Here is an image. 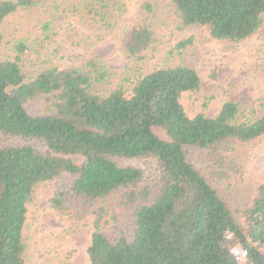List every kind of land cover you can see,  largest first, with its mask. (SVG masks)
<instances>
[{"label": "trees", "instance_id": "trees-1", "mask_svg": "<svg viewBox=\"0 0 264 264\" xmlns=\"http://www.w3.org/2000/svg\"><path fill=\"white\" fill-rule=\"evenodd\" d=\"M38 1L0 0V43L5 18ZM106 13L101 26L125 59L139 63L153 49L159 19L176 29L207 26L211 38L238 43L261 27L264 0H136L125 20ZM87 66H49L26 78L19 55L0 60V264H24L33 190L62 174L72 179L50 207L93 216L89 264H264V182L237 217L216 170L231 143L264 136V113L238 121L239 104L225 101L214 116H188L180 97L200 78L185 64L155 68L128 93L118 85L106 94L92 92L106 74Z\"/></svg>", "mask_w": 264, "mask_h": 264}, {"label": "rangeland", "instance_id": "rangeland-1", "mask_svg": "<svg viewBox=\"0 0 264 264\" xmlns=\"http://www.w3.org/2000/svg\"><path fill=\"white\" fill-rule=\"evenodd\" d=\"M135 5L136 0H39L5 18L0 60L19 55V67L26 78L49 66L90 70L87 64L92 63L97 71L106 74L92 89L99 94L118 85L128 93L137 76L161 66L185 64L200 78L196 90L180 97L188 116H214L225 101L239 104L238 121L262 116L264 21L253 35L230 43L211 38L207 26L176 29L159 19L162 26L152 51L142 62L135 63L120 54L114 36L99 19L101 13L107 12L114 20H125ZM225 156L223 165L216 167L221 173L217 172L221 177L220 191L240 217L256 186L264 182V136L231 143ZM80 161L77 157L76 162ZM71 179L62 174L34 188L23 231L24 264H89L86 249L93 216L76 218L50 207L53 193ZM105 228L109 230L108 225ZM230 246L240 256L239 247L232 242Z\"/></svg>", "mask_w": 264, "mask_h": 264}]
</instances>
